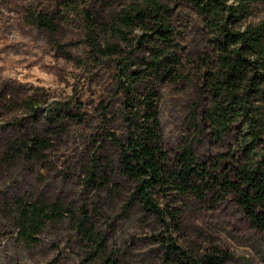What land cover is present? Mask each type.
Masks as SVG:
<instances>
[{"label": "rangeland", "instance_id": "374dc122", "mask_svg": "<svg viewBox=\"0 0 264 264\" xmlns=\"http://www.w3.org/2000/svg\"><path fill=\"white\" fill-rule=\"evenodd\" d=\"M143 1L0 0V264H103L106 257L117 264H175L165 256L169 237L194 257L215 248L227 253L223 264H264V232L231 199L211 209L173 193L165 202L180 218L171 232L132 204L134 184L104 133L126 135L130 109L118 78L125 59L140 61L147 50L121 45L122 54L105 57L91 41L119 44L111 29L116 17ZM156 1L170 10L182 66L174 82L149 78L138 91L158 93L160 135L171 163L187 147L206 162L226 151L203 119L208 33L189 0ZM40 16L49 23L36 24ZM261 22L264 4L247 24ZM142 34L136 30L129 39ZM35 141L45 145L34 147ZM43 203L60 206L62 216L24 238L17 220L22 209Z\"/></svg>", "mask_w": 264, "mask_h": 264}, {"label": "trees", "instance_id": "16d2710c", "mask_svg": "<svg viewBox=\"0 0 264 264\" xmlns=\"http://www.w3.org/2000/svg\"><path fill=\"white\" fill-rule=\"evenodd\" d=\"M189 2L208 33L212 53L204 60L207 67L201 80L209 100L203 119L213 141L226 151L203 162L187 147L171 163L164 149L156 105L158 93L152 88L147 89V95L138 91L141 84H149V78L174 82L182 66L177 37L168 18L170 10L156 0H144L121 11L111 28L119 44L102 47L91 41L95 53L105 57L122 54L123 45L131 50H147V57L140 61L125 59L118 78L124 108L130 109L126 135L104 134L120 150L123 175L134 184L132 204L154 216L167 231L179 226L175 223L180 218L178 209L165 202L176 193L191 196L211 209L231 199L252 227L264 232V22L247 24L264 0ZM47 19L40 16L34 20L45 25ZM136 30L143 34L130 41ZM37 145L43 147L45 143L35 141L34 147ZM24 146L34 148L29 142ZM62 214L63 209L56 204H29L17 220L25 230L24 238L31 239ZM85 236L101 250L102 243L87 231ZM163 246L166 258L175 264H223L227 258L226 252L215 248L194 257L172 237L165 239ZM103 264L117 262L106 257Z\"/></svg>", "mask_w": 264, "mask_h": 264}]
</instances>
